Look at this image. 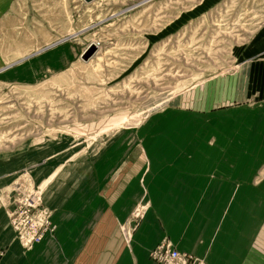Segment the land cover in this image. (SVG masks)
Returning <instances> with one entry per match:
<instances>
[{"label": "rangeland", "instance_id": "374dc122", "mask_svg": "<svg viewBox=\"0 0 264 264\" xmlns=\"http://www.w3.org/2000/svg\"><path fill=\"white\" fill-rule=\"evenodd\" d=\"M263 20L264 0H0V63L50 46L0 73L8 221L25 192H39L52 216L45 177L58 172L73 198L74 182L105 171L118 149L129 159L148 154L151 141L152 155L171 154L172 139L256 142L264 96L225 98L220 80L247 69L238 51ZM259 173L262 181L264 162ZM146 199L134 204L125 236Z\"/></svg>", "mask_w": 264, "mask_h": 264}, {"label": "crops", "instance_id": "0c3cea01", "mask_svg": "<svg viewBox=\"0 0 264 264\" xmlns=\"http://www.w3.org/2000/svg\"><path fill=\"white\" fill-rule=\"evenodd\" d=\"M49 47L0 63V73ZM238 52L247 69L234 81L220 80V94L264 96V20ZM227 82L232 87L240 82V90L223 88ZM257 127H264V118ZM259 132L256 142L167 140L171 154L152 155L156 141L144 144L148 154L129 159L118 149L105 171L92 172L84 184L74 182L70 199L61 193L58 172H52L45 177L44 203L53 210V235L24 249L0 200V264H158L150 251L163 238L207 264H264V175L259 179L264 128ZM143 192L146 213L125 236Z\"/></svg>", "mask_w": 264, "mask_h": 264}, {"label": "built area", "instance_id": "2783aa9c", "mask_svg": "<svg viewBox=\"0 0 264 264\" xmlns=\"http://www.w3.org/2000/svg\"><path fill=\"white\" fill-rule=\"evenodd\" d=\"M37 193L39 192L18 193L21 198H16V203L7 213L15 236L24 249H30L46 234L53 235L55 230L50 210L37 203ZM150 258L158 264H207L191 253L176 249L167 238H163L150 251Z\"/></svg>", "mask_w": 264, "mask_h": 264}, {"label": "water", "instance_id": "95a60500", "mask_svg": "<svg viewBox=\"0 0 264 264\" xmlns=\"http://www.w3.org/2000/svg\"><path fill=\"white\" fill-rule=\"evenodd\" d=\"M91 1H93V0H84V2H86V3H89V2H91Z\"/></svg>", "mask_w": 264, "mask_h": 264}, {"label": "bare ground", "instance_id": "6f19581e", "mask_svg": "<svg viewBox=\"0 0 264 264\" xmlns=\"http://www.w3.org/2000/svg\"><path fill=\"white\" fill-rule=\"evenodd\" d=\"M98 1V0H97Z\"/></svg>", "mask_w": 264, "mask_h": 264}]
</instances>
